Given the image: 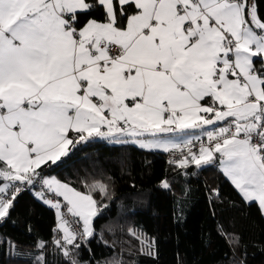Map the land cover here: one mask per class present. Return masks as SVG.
<instances>
[{
    "label": "snow or ice",
    "instance_id": "6c2138e0",
    "mask_svg": "<svg viewBox=\"0 0 264 264\" xmlns=\"http://www.w3.org/2000/svg\"><path fill=\"white\" fill-rule=\"evenodd\" d=\"M98 139L171 153L185 173L218 165L264 213L257 0H0V222L39 183L67 264H81L106 207L94 193L109 186L82 191L45 168ZM37 247L35 264H47V242Z\"/></svg>",
    "mask_w": 264,
    "mask_h": 264
},
{
    "label": "trees",
    "instance_id": "16d2710c",
    "mask_svg": "<svg viewBox=\"0 0 264 264\" xmlns=\"http://www.w3.org/2000/svg\"><path fill=\"white\" fill-rule=\"evenodd\" d=\"M257 2L264 14V0ZM168 154L95 140L45 168V175L82 191L96 181L109 186V196L94 193L106 207L94 219L95 237L75 258L81 264H264L258 205L242 200L218 165L185 173ZM164 179L170 189L161 187ZM40 189L38 183L22 191L10 219L0 222V264H35L39 240L47 242V264H67L54 242L56 211L35 195ZM149 243L153 256L144 252Z\"/></svg>",
    "mask_w": 264,
    "mask_h": 264
},
{
    "label": "rangeland",
    "instance_id": "374dc122",
    "mask_svg": "<svg viewBox=\"0 0 264 264\" xmlns=\"http://www.w3.org/2000/svg\"><path fill=\"white\" fill-rule=\"evenodd\" d=\"M135 146H137V147H139L137 144L135 145ZM141 148V147H140ZM146 150H149V149H146ZM150 151H158V152H164L163 150H159V149H152V150H150ZM42 191V189H40V190H36L35 191V195L37 196V193H39V192H41ZM38 197V196H37ZM48 198H52L51 196H47ZM42 201V200H41ZM55 209V208H54ZM55 211H56V209H55ZM264 214V213H263ZM56 218H57V225H58V217H57V211H56ZM95 219V218H94ZM94 222V221H93ZM57 227V226H56Z\"/></svg>",
    "mask_w": 264,
    "mask_h": 264
},
{
    "label": "built area",
    "instance_id": "2783aa9c",
    "mask_svg": "<svg viewBox=\"0 0 264 264\" xmlns=\"http://www.w3.org/2000/svg\"><path fill=\"white\" fill-rule=\"evenodd\" d=\"M178 155V154H177ZM168 159L172 160L173 159V155L171 153L168 154Z\"/></svg>",
    "mask_w": 264,
    "mask_h": 264
},
{
    "label": "crops",
    "instance_id": "0c3cea01",
    "mask_svg": "<svg viewBox=\"0 0 264 264\" xmlns=\"http://www.w3.org/2000/svg\"><path fill=\"white\" fill-rule=\"evenodd\" d=\"M98 140H102V139H98ZM103 141H106V142L111 143V144H117V143H113V142H110V141H107V140H103ZM131 144H133V143H131ZM134 145H136V144H134Z\"/></svg>",
    "mask_w": 264,
    "mask_h": 264
}]
</instances>
